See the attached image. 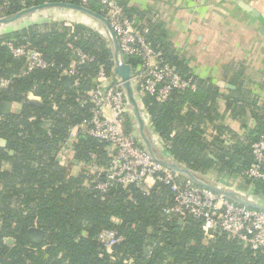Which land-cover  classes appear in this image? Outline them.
<instances>
[{
  "label": "trees",
  "instance_id": "1",
  "mask_svg": "<svg viewBox=\"0 0 264 264\" xmlns=\"http://www.w3.org/2000/svg\"><path fill=\"white\" fill-rule=\"evenodd\" d=\"M57 1L79 4L50 0ZM118 1L132 18V9ZM41 3L0 0V17ZM87 8L101 14L93 0ZM140 27L147 29L144 37L160 58L197 86L195 91L174 90L164 102L142 96L154 132L169 141L171 157L201 173L235 174L248 168L254 162L251 145L264 134V105L242 94L234 100L226 97V106L236 104L237 114L247 108L254 125L230 145L219 139L228 130L221 124L215 125L218 135L205 139L203 125L221 118L219 88L193 76L154 22L145 20ZM9 28L0 33V138L6 142L0 145V264H264V248L251 249L221 230L208 237L201 221L187 211L165 213V201L172 195L162 181L150 186L115 183L106 191L84 186L94 175L90 164L105 168L109 163L105 141L79 133L73 161L84 166L74 175L73 161L59 164L56 154L71 128L91 116L86 93L99 69L112 76V50L102 33L80 23L47 20ZM10 40L40 53L47 66L24 72L28 57H14L5 45ZM76 49L92 60L77 66L78 85L64 86L60 76L76 59ZM126 61L132 67L139 63L132 57ZM29 95L42 105L29 104ZM14 102L21 103L19 112L11 110ZM124 128L131 133L128 117ZM239 187L264 196V180L243 177ZM34 225L45 232L39 245L25 241ZM104 229L116 233L110 250L97 240ZM5 237L14 243L5 244Z\"/></svg>",
  "mask_w": 264,
  "mask_h": 264
},
{
  "label": "built area",
  "instance_id": "2",
  "mask_svg": "<svg viewBox=\"0 0 264 264\" xmlns=\"http://www.w3.org/2000/svg\"><path fill=\"white\" fill-rule=\"evenodd\" d=\"M78 1L87 7L91 0ZM93 1L97 2L101 15L108 20L123 57L139 59L137 65L131 66V81L139 95L148 94L164 102L174 90L197 89L195 82L183 78L174 66L160 58L159 52L154 51L144 37L147 29L141 28L140 22L129 17L118 0ZM5 45L14 57H28L24 72L47 66L40 53L27 45L12 40ZM75 55L76 59L63 73L71 77L72 84L78 85L77 66L91 61L92 57L80 49L75 50ZM93 83L94 86L86 93L91 105V116L80 123L79 127L82 132L109 144L110 160L105 168L96 167L93 170L92 167L93 178L86 181L84 186L106 191L115 183L123 187L130 184L150 186L155 181H162L172 195L170 200L165 201V213L187 211L201 221L202 229L208 237L210 233L221 230L251 249L264 248V211L235 203L194 184L153 159L143 145L125 131L128 114L120 79L115 76L106 77L103 68H100ZM153 138L157 145L161 144L158 135H153ZM251 149L254 162L242 170L241 175L264 180V134L252 143ZM97 240L110 250L116 243V233L104 229L98 234Z\"/></svg>",
  "mask_w": 264,
  "mask_h": 264
},
{
  "label": "crops",
  "instance_id": "3",
  "mask_svg": "<svg viewBox=\"0 0 264 264\" xmlns=\"http://www.w3.org/2000/svg\"><path fill=\"white\" fill-rule=\"evenodd\" d=\"M123 1L132 9L131 17L135 21L141 23L151 20L158 26V32L164 35V41L184 61L194 77L206 80L219 88L220 97L216 103L221 118L203 125L204 138L210 140L220 133L215 127L216 124L228 128L219 134V139L224 145H230L237 137H243L248 129L253 127L254 121L247 108L246 113L239 115L238 108H234L236 104L231 103V108L226 106L225 98L234 100L242 94L249 99H255L259 106L264 105V0ZM54 10L57 11L59 19L53 20L97 27L95 29L104 35L100 27L86 15L73 10ZM33 17L31 15L25 18L23 23L17 26L20 28L41 22L34 21ZM86 20L94 23V26L86 23ZM4 28L0 31H5ZM227 84L231 87H227ZM136 94L146 115L147 111L142 103L143 95H139L137 91ZM21 107V103L18 102L11 104L13 112H19ZM127 117L131 127L130 134L136 136V140L140 142L135 125L130 121V115ZM146 118L151 133L158 135L152 128L149 115ZM79 133H82L79 125L71 128L69 139L56 154L59 164L66 165L73 161V144ZM158 137L161 142L158 146L164 153L169 154L167 151L169 141L159 135ZM82 166L84 164L75 163L72 174H77ZM86 167L88 168V165ZM89 167L90 169L93 167V170L96 168L94 164H90ZM203 174L222 185L242 190L239 187L243 178L240 172L226 174L210 171ZM243 191L250 193V188ZM250 195L264 204V196H254L251 193Z\"/></svg>",
  "mask_w": 264,
  "mask_h": 264
},
{
  "label": "water",
  "instance_id": "4",
  "mask_svg": "<svg viewBox=\"0 0 264 264\" xmlns=\"http://www.w3.org/2000/svg\"><path fill=\"white\" fill-rule=\"evenodd\" d=\"M45 9H66L76 11L89 17L96 23L98 27H100L102 32H104V35L108 41V46L112 50V76L118 77L121 81L124 91L127 113L130 115V121L135 125L136 132L143 147L153 159L167 166L169 169L177 172L182 177L190 180L194 184L209 189L235 203L264 211V204L251 196L248 191H243L231 186L222 185L217 180L212 179L208 175L191 170L185 165L176 162L171 157V155L164 153L162 149L157 145L148 125V120L144 113V108L140 105L139 100L137 99L136 89L131 81L132 68L123 57L116 35L114 34L108 20L104 16L80 4H72L64 1H45L41 4L23 8L12 15L0 17V29H3L4 27H12L14 25L17 26L20 21L30 17L34 12ZM60 81L64 86L72 85V79L66 73L61 74ZM226 86L231 87L228 84ZM28 102L29 104L36 106L42 105L41 100L35 97H30ZM5 143V140L0 138V145L4 146ZM9 153H12V150H10ZM74 163H77V160H74ZM44 238V230L35 225L30 226L25 233V241L29 244L39 245L43 242ZM11 240L13 241L12 238L5 237L4 243L8 244V242ZM143 252L147 255L148 247L144 246Z\"/></svg>",
  "mask_w": 264,
  "mask_h": 264
},
{
  "label": "rangeland",
  "instance_id": "5",
  "mask_svg": "<svg viewBox=\"0 0 264 264\" xmlns=\"http://www.w3.org/2000/svg\"><path fill=\"white\" fill-rule=\"evenodd\" d=\"M58 13H57V11L56 10H54V9H45V10H38V11H36V12H34L33 13V15L32 16H34L33 17V20L34 21H47V20H53V19H59V16L57 15ZM1 17H3V16H1ZM32 20V21H33ZM21 23H23V20L22 21H20L19 22V26L21 25ZM86 23H88V24H90V25H92V26H94V23H92V22H90V21H87L86 20ZM18 25V24H17ZM18 27V26H17ZM7 28V29H6ZM19 28V27H18ZM95 28H97V27H95ZM8 29H10L9 27H5L4 28V30H8ZM100 30V29H99ZM3 32H5V31H3ZM32 97V96H31ZM135 138H136V136H134ZM69 139V138H68ZM137 139V138H136ZM138 141V140H137ZM13 239V238H12ZM3 241H4V239H3ZM14 243V239H13V241L11 240V241H9L8 242V244L9 245H12Z\"/></svg>",
  "mask_w": 264,
  "mask_h": 264
},
{
  "label": "flooded vegetation",
  "instance_id": "6",
  "mask_svg": "<svg viewBox=\"0 0 264 264\" xmlns=\"http://www.w3.org/2000/svg\"><path fill=\"white\" fill-rule=\"evenodd\" d=\"M9 245V244H8Z\"/></svg>",
  "mask_w": 264,
  "mask_h": 264
}]
</instances>
